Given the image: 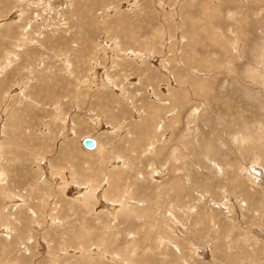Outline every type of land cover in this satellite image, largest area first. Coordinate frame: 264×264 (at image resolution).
Segmentation results:
<instances>
[{"label": "rangeland", "instance_id": "rangeland-1", "mask_svg": "<svg viewBox=\"0 0 264 264\" xmlns=\"http://www.w3.org/2000/svg\"><path fill=\"white\" fill-rule=\"evenodd\" d=\"M0 264H264V0H0Z\"/></svg>", "mask_w": 264, "mask_h": 264}, {"label": "bare ground", "instance_id": "bare-ground-1", "mask_svg": "<svg viewBox=\"0 0 264 264\" xmlns=\"http://www.w3.org/2000/svg\"><path fill=\"white\" fill-rule=\"evenodd\" d=\"M87 95V94H86ZM96 141V140H95ZM152 146V145H151ZM96 147V146H95ZM93 149H95V148H93ZM82 182V181H81ZM89 182V181H88ZM98 183V182H97ZM82 184V183H81ZM71 187H74L72 190H74V189H78L77 191H80L81 190V188L79 187V186H77V185H70ZM69 186V187H70ZM87 186V185H86ZM85 186V189H84V192L85 191H87L88 193H90L89 195H86L87 197H89L90 199L92 198V196H93V194H94V192L96 191V187H94V186H92L91 185V187H89V188H87ZM97 192V191H96ZM104 193V192H103ZM125 193H126V191H125V188H123L120 192H118L117 193V196L114 198V199H111V197H114L115 196V194H112V193H108L107 191L105 192V194H104V196H105V199L106 200H110V201H116L115 199H118L119 200V202H118V204H119V208H118V212H119V210H122V209H125V210H127L129 213H135V215L137 214L139 217L138 218H142V217H147L148 215H150V213L148 212V211H146V205L144 206L143 204H148L149 203V205H148V207L149 208H151L150 207V205L152 206V204H153V198H149V199H146L145 197L142 199L141 197H136V195H134V194H132V193H128V195H127V197L129 198V199H132V200H134L133 202L134 203H137V205H134L133 207H130V206H128L127 204H126V202L124 201V199H125ZM112 194V195H111ZM103 195V194H102ZM123 195V196H122ZM95 198V197H94ZM139 205H142V206H139ZM107 209H114L115 208V205H113V204H109V203H107ZM138 207H141V209H143V208H145L144 210H142V211H139V210H136V208L137 209H140V208H138ZM143 207V208H142ZM136 210V211H135ZM138 211V212H137ZM132 213V214H133ZM136 215V216H137ZM151 217H149V218H145L146 219V221L148 220V219H150ZM150 221V220H149ZM148 223H150V222H148Z\"/></svg>", "mask_w": 264, "mask_h": 264}, {"label": "water", "instance_id": "water-1", "mask_svg": "<svg viewBox=\"0 0 264 264\" xmlns=\"http://www.w3.org/2000/svg\"><path fill=\"white\" fill-rule=\"evenodd\" d=\"M83 144L88 149H93L96 146V141L93 138H85Z\"/></svg>", "mask_w": 264, "mask_h": 264}]
</instances>
